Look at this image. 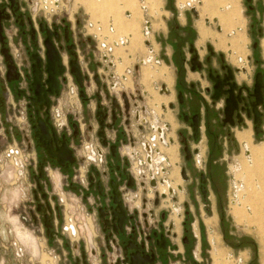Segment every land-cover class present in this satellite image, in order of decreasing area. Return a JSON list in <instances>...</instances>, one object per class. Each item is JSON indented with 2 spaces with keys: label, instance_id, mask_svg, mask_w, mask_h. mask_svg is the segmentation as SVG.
Here are the masks:
<instances>
[{
  "label": "rangeland",
  "instance_id": "rangeland-1",
  "mask_svg": "<svg viewBox=\"0 0 264 264\" xmlns=\"http://www.w3.org/2000/svg\"><path fill=\"white\" fill-rule=\"evenodd\" d=\"M104 1L105 0L82 1L85 10L79 9L75 16L76 21H80L81 25L76 24L77 26L75 30L69 33L61 31L63 37L62 41L66 46H70L72 43H77L80 46L83 61L85 63L91 58H95L96 60L95 43L92 41L90 44L87 41L84 34L85 32L82 28L85 20L91 19L92 21H100L104 26H107L108 23L112 21L119 34H129L131 32L127 31L123 25L129 23V19H132V22L135 21V17L127 18L125 14L126 10L132 12V17L136 10L141 13V19L139 21L141 31L139 43L136 45L132 36L133 43L130 50L133 51L134 49L142 48V50L145 51L144 36L142 35L143 22L144 19L152 17L151 19L154 23L156 42L162 43L161 51L163 54H165V52L170 54V59H167V55H165V57L166 63L170 62L169 65H171L172 70L176 71L178 67H185V65L190 68L194 67L195 65L192 64V60H200L199 55H197L195 51L191 52V48L187 46L191 37L187 34L186 36H183L180 27L175 30L176 21L172 13L175 12V4H180L179 2L176 3V0H161L160 2L158 0L157 3H155L154 0H149V5L147 6L149 8V13L145 15L138 0H132L135 6L134 10L126 7L124 3L125 0H110L108 4ZM182 1L185 2V0ZM215 1L216 6L214 10H205L202 14L203 17L200 20L205 27L206 32L210 35L220 36L217 33L219 30V23L214 22L213 17L218 16L216 14L219 12L218 9L220 6L223 8L228 3L229 6H233L232 10L238 15L237 19L244 20L243 26H245L246 22L248 23V33L250 39H252L250 49H253L254 45L255 47L257 46V48L253 50L255 51V59L258 60V63L254 62L251 55H249L251 57L249 73H252L253 84L251 83L249 91L245 89L241 90L240 88L235 90V96L238 100L239 106L235 109L233 105L234 113L231 118H228L226 114L229 95L224 92L225 90H228L229 87L226 86L224 91L216 94L214 89L215 83L211 80L210 74H218L206 70L205 76L202 77L205 84H207L206 82L209 83L208 89L204 90L199 86L197 91L202 94L207 103V138L202 140L199 131L194 132L188 128L184 129L182 127V119H180L181 127L178 131L174 132L177 139L181 138L180 133L185 132V137H189L188 133H191L190 136L192 139L189 143L190 146L192 149L198 148L201 153L205 155V163L203 170L201 171V169H197L194 159L191 160L189 164L191 167L187 165L183 150L184 145L181 144L180 141L174 145L178 148L179 161L177 166L179 169H181L180 167H185L189 175V180L187 182L180 180V182L178 181L175 185L177 187L178 184H182L184 187V191L178 196V200L183 202L182 204L186 212L185 224L180 231V234L183 237L182 241H180V246L183 245L182 250L184 252L182 254H184L187 259L186 264H193L192 258L186 256V254L190 253L193 255L195 251H198L196 254L200 261L199 264H217V261H220L222 264H264V153L262 155L259 153L257 154V151H255L256 149L253 148V144L264 145V101L261 103V101H259L254 95L256 78L259 74L256 72L260 69L264 71V0ZM258 6L260 7L257 11ZM166 8H169L171 12H165V10H167ZM240 9L243 11V16L241 15ZM206 14H209L211 17L206 20L207 24L204 22ZM230 17V12H228L223 19L226 25H231V23H229ZM20 18L22 19V17ZM219 22L222 24L221 21ZM238 26L241 25L237 24L229 26V28L223 25L224 41L237 44V46L232 47L233 51L238 52L236 55L227 53L224 56L229 62L232 61L234 63L233 66L235 67L239 66L237 63L239 56H248L246 44L249 43V38L245 35L244 37L246 40L243 41L241 36L238 40L234 37H226L228 33L232 35V32H234ZM22 35L25 37L27 36L26 39L25 37H22L23 39L29 40L31 43L33 42L32 44H34L35 47L31 52L36 54L38 52V44L33 36H30L29 33H27V35ZM154 44L156 49L159 50L155 41ZM164 47H166L167 50ZM207 50L209 53L210 51L208 47ZM62 55L64 57H69V61L73 60L75 62L77 60L76 55H73L72 52H68L66 47L62 50ZM171 61H173L174 65ZM95 67V64L91 65L92 69H95ZM164 67L167 66L163 65L160 69L158 66H154L153 68L149 64L144 67V71H150L151 73L149 74L153 75L155 72L160 73ZM195 67L197 68L198 66L196 65ZM85 68L86 67H84V70ZM82 73H84L83 70ZM232 73L234 76L232 82L237 83L234 70ZM181 75H183V73ZM220 75L221 77H224L225 73ZM170 76H172L171 72ZM245 76L246 74L242 75L239 79L242 80ZM62 78L65 77L63 76ZM158 78L160 77L154 75L153 77H150L149 75L146 80H143V82L144 84L149 85L152 80ZM87 82L89 84L83 82L84 85L87 84L88 87H90L93 84L96 88V92L98 89H103L101 85H97L93 81ZM75 84L78 85L76 81ZM179 89H181V87H179ZM194 90H196V88ZM150 91L154 97L155 95L160 97L155 90L153 91L151 89ZM66 93L68 95V91ZM261 94L264 96V87L261 89ZM75 98L78 100L76 96ZM154 103H156L155 98ZM177 103L178 101L176 100L174 105ZM83 106L84 104L82 103L80 115L83 117V123L84 121L86 122L84 131L83 133L77 134L75 138L73 137V134L70 135V138L73 139V146L76 150V161L74 165L76 166V169L74 174L76 176L86 174L92 190L91 193L101 196L103 201H105L106 195L109 197L112 196V193L110 191L104 193L99 191L98 181L100 180V177L96 175L95 171L87 167V163L84 159V155L86 154V144L100 142L99 131H96V128L98 129V122L94 119L92 121V126L94 127L91 129L88 111ZM180 107L182 110L186 111V108H194V105L189 101H184L180 104ZM47 110L48 109L43 111L42 114L45 116V121L49 118L48 125L51 130V126L53 127L52 112L51 108L48 112ZM63 112L67 117L71 116V114L68 113V109L63 108ZM171 112L169 111L166 115L170 116ZM187 125L189 126V123H187ZM175 128L176 126H172L173 130ZM208 130L210 133L214 132L215 135L213 137L210 136ZM245 131L250 132V141L247 142L251 148L252 155L250 158L245 156L241 145L246 139L242 141L240 135L243 132V134H245ZM36 133V130H32L30 126L27 127V134L32 142V150L30 152L31 157L27 168V181L25 187L20 182L16 181L13 166L10 162H6L5 166L2 168L0 166V264H79L76 256L72 254L69 239L61 234L60 228L63 224L65 212L62 206H60L56 216L59 221V232H55V230L49 232L48 229L44 227L47 221L43 217L44 214H47V203L45 202L47 200L44 201L43 198V194H46L44 193V190H39V181L41 180V183L44 181L45 183H49V185L56 184L59 188H61L65 182L60 176H58V165H54V162H51L52 160L50 161L51 163L47 162L43 165L38 164V166L35 167L36 159L38 160L39 157L45 158L46 156L45 150L39 145L40 143ZM194 134L197 135V141L193 140ZM216 134L218 135L217 142H215ZM22 142L23 137L21 136L20 146H22ZM214 142L218 146L217 149L215 147L212 148ZM5 146L6 144L0 136V154L9 147ZM239 155H241L240 158L242 159L243 167L238 171L236 181L238 180L239 182L242 180L243 185H238L236 192L232 180L233 178L235 179V177L230 173L229 168L231 167L233 170L235 169L237 164H234V161ZM109 160L111 167L116 164H121L120 159ZM49 165H51V168ZM44 169L49 170L44 173ZM201 173H204L205 175V185L207 186L208 191L205 192V194L200 189ZM40 174H43V177H40ZM75 175L72 179L74 184L77 183L75 181ZM123 179L126 181V175ZM235 194L239 195V203L232 205L230 200ZM47 195L51 197V195ZM52 195H60V198H63L68 204H71L70 202H72V200L78 199L73 196L70 197L68 193L62 191ZM87 197H89V195ZM78 200L84 203V200L88 199L84 198L82 201L79 198ZM54 202L56 203V206H59L58 199ZM37 204L42 205V211L37 216V223H34L30 218V210ZM174 219L181 220L177 215L174 216ZM98 223H101L99 218ZM198 229H200V234ZM185 238L187 239V243L184 242ZM119 241L122 244L124 243L123 235L120 236ZM143 242L147 246L145 239H143ZM148 245L150 249H154L157 252L158 264H173L177 263L180 259H178L180 254L173 255L171 253L172 257H170L167 252L157 246V242L155 241H150ZM218 254H221L220 257H217Z\"/></svg>",
  "mask_w": 264,
  "mask_h": 264
},
{
  "label": "built area",
  "instance_id": "built-area-1",
  "mask_svg": "<svg viewBox=\"0 0 264 264\" xmlns=\"http://www.w3.org/2000/svg\"><path fill=\"white\" fill-rule=\"evenodd\" d=\"M1 1L9 7L15 8L22 17V19L20 17L12 19L11 32L18 33L22 22L26 32L33 36L39 44V51L34 56L39 57L41 65L36 62L33 56L32 76L33 65L36 64L42 70L43 85H47V56L44 41L49 36L48 33H51V38L60 52L64 67V71L62 75L58 76V79L64 76L67 83L70 82L68 94L81 98V87L86 81H93L97 85H101L103 90L114 98L113 107L116 112L113 114H115V119L121 118L123 128L124 139L120 146L108 144L107 139L110 138V135L107 134L102 136V141L88 143L85 146L84 159L87 167L95 171L96 175L100 177L98 181L99 191L112 193V196H109L112 205L101 209L88 208L85 203L78 199L72 200L71 204H68L63 198H60V195L47 196L45 199L47 200V214L43 215L47 221L44 227L49 232L58 229L59 221L56 216L57 211L62 206L65 212L60 228L61 234L69 239L72 254L76 256L79 264H156V255L148 247L150 239L153 238L159 243L166 242L168 239H178V237L183 239L180 231L185 224L186 212L183 202L178 200V196L184 191V187L182 184H179L178 188L175 186L177 181L172 176L175 163L168 152L172 145L179 141L182 144V139H177L172 125L165 118L169 111L174 110L175 105L173 102L154 103L155 97L147 89L146 84L134 80L136 73L140 71L142 66L149 64L157 66L162 61L154 44L155 29L152 17L144 19L142 27L146 48L145 56L133 65L124 67L121 65L123 59L119 51H126L131 45L132 35L119 34L112 21L104 26L100 21L85 20L82 28L87 41L90 44L92 41L95 43L98 68L96 74L90 72L84 74L82 70L86 67V63L83 61L79 45L72 43L70 46H66L62 41L61 31L71 32L75 30L77 25H81L80 21H76L75 16L79 9L85 10L82 1L89 0ZM138 1L144 15L148 14L149 0ZM202 5V0H185L179 5L177 3L178 9L188 11L194 18L200 17ZM125 14L127 18H132L130 10H126ZM213 21L219 23L218 19H213ZM218 29L221 30L220 24ZM64 47L67 48L68 52L76 55L77 60L75 62L81 72V82H78L73 72L69 57L62 55ZM12 50V56L16 61L12 73L16 74L21 71L25 60L24 46L18 44L13 46ZM209 50L211 51V48ZM237 63L239 66L236 67V72L249 74L251 65L249 55L239 57ZM75 81L78 85L75 84ZM155 92L161 96H166L169 89L163 83L155 87ZM59 93L60 90L57 94ZM39 104L41 105L40 111L43 113L48 105L44 102ZM26 108L27 105L20 110V120L17 121L22 131V146L19 144L9 146L0 154L1 168L5 166L6 162H10L16 181L24 187L26 186L27 168L32 150V142L27 134L28 126L24 115ZM68 111L73 122V135L83 133L86 122L83 123L81 112ZM51 112L55 129L63 130L68 121L63 108L57 105L51 107ZM44 118L45 116L42 114V119L45 120ZM108 150L113 158H116L117 155L120 156L121 164L116 165L115 169L108 167L106 159ZM190 152L193 154L197 169L202 171L205 155L198 148H191ZM244 154L247 158L251 156L245 145ZM180 168L183 180L187 182L189 180V177L186 176L187 170L183 167ZM112 173L118 178H124L126 175L127 179L126 181L123 179L119 184L117 179L111 178ZM106 178L108 182L105 181ZM75 179L81 185L88 182L86 174H80ZM232 180L235 181L234 178ZM162 186H167V192L161 190ZM237 188L235 187L236 192ZM56 199L59 200V206H56L54 202ZM230 203L232 205L238 204L239 195L235 194ZM41 207L42 205L37 204L30 210V218L34 223L38 221L37 216L42 211ZM121 213L123 219L120 223ZM175 215L181 218L179 228L174 219ZM121 235L124 236L123 244L119 241ZM143 239L146 240L147 246ZM138 253L140 260H133L132 258H135V254ZM191 258L193 264L200 263L195 254L191 255ZM186 261L185 258L177 264H186Z\"/></svg>",
  "mask_w": 264,
  "mask_h": 264
},
{
  "label": "crops",
  "instance_id": "crops-1",
  "mask_svg": "<svg viewBox=\"0 0 264 264\" xmlns=\"http://www.w3.org/2000/svg\"><path fill=\"white\" fill-rule=\"evenodd\" d=\"M109 1L110 0H105L104 2L108 4ZM154 1L155 3H157L158 0H154ZM160 1L161 0H159V2ZM202 1H203V5H202V8L200 9V17L198 18H194L186 10L178 9L177 4H175V12L172 13L176 21L175 30L180 27V30L183 36H186L187 34L191 37V40H189V42L187 43V46L191 48V52L195 51L197 55H199L200 60L198 62L199 64H201V67H197V68L195 67V69H192L193 67L190 68L189 66L185 65V67L182 66V67H178L177 69L175 68L176 71L172 70L171 65H169L170 62L166 63V57H165V55H167L168 56L167 59H170L169 58L170 54L168 52L167 53L165 52V54H163V52L161 51L162 43L156 42V36H155V43L159 47L158 51L162 58V61L157 66L160 69L163 65L167 67H164V69L160 73L155 72L153 75L159 76L160 78L152 80L149 83V85H146V87L149 90L151 89L155 90L156 86L163 84V83L166 84L169 89L168 95L166 96L160 95L161 98H166V99L158 98L157 101L159 102L167 101V102H173V103H175L176 100L178 101V103L175 105L174 110H172L170 116L165 115L166 120L172 126H176V128L173 131L174 132L178 131L179 128L181 127L180 119H182V122H183L182 127L184 129L185 128L190 129V125L189 126L187 125V122L183 116L184 115L185 116L186 115L196 116L198 118V124L196 127V131H199L201 135L200 137L202 138V140L203 139L205 140L207 138V129H206L207 128L206 126L207 103L205 102L202 94L197 91V88H199V86L204 90L208 89L209 83L206 82L207 84H205V81L203 80V77H202V76H205V71L210 70V71L216 72L217 74L225 73L226 75L229 72L228 71L229 69H233L234 74L237 79V85L239 86L238 88H240L241 90L245 89L249 91L252 80H253L252 73L247 74L245 78L243 79L241 78L242 80H240L239 78L244 74L236 72V67L233 66L234 63L232 61L229 62L227 58L224 57L225 54L227 53H232L233 55H236L238 52L232 50V47L237 46V44H234V42L224 41L225 37L223 35L224 34L223 25L229 28V26L240 24L241 26H238L237 29L232 33V35L228 33L226 37L228 38L234 37L238 40L240 39V36H241V39L243 41V40H246L244 35L247 36L249 38V43L246 44L248 55H251L252 59L256 63H258V60L255 59L256 57H255V51H254L257 48V46L255 47L254 45V48H253L254 50L250 49V44L252 43L251 42L252 39H250L249 37L248 23L246 22L245 26H243L244 20L237 19L238 15L236 13L234 15V19H232L231 25H226L223 20L226 14L230 10H232L233 6H229L227 3L226 5L228 6L225 5L223 8L222 6L219 7L218 9L219 12L216 14L218 16L213 17V18L218 19V21H221L223 25L219 22L221 26V30H218L217 33L220 36H215V35H210L209 33L206 32L205 27L200 22V20L203 17L202 14L205 10L206 11L208 10L210 11V9L214 10L216 6V1L215 0H202ZM177 2H179L180 4L184 3L182 0H176V3ZM124 3L127 8L131 10L135 9V6L132 0H125ZM237 6L240 8L238 4ZM260 6L257 7V11L259 10ZM166 9L167 10H165V12L167 13L171 12L169 8H166ZM205 13H208V12H205ZM241 15L243 16L242 10H241ZM20 16L21 14L15 8H9L8 5L4 4L0 0V47H1V50H0V136L2 137L4 143L6 144L5 147L13 145V144L21 143L22 131L17 121L20 120L19 113H20V110L23 109L24 106L27 105V108L25 109V114H24L26 124L27 126H30L32 130H35V126L37 125L38 121L42 118V112L40 111L41 105L35 99L36 96H35V92L33 88V76H32L31 66L33 64V56L35 54H33L31 50L35 46L34 44H32L33 42L31 43V41L25 40L27 36L25 37L22 35V34L27 35V32L25 31V27L22 24L20 26V32L18 33L11 32L12 31L11 30L12 29V19L15 17H20ZM134 17H135V21L132 22V19H129V23L124 24L123 27L124 28L127 27L126 29L127 31H130V32L132 31L129 34L133 36V39H134L133 41L137 45L139 43V38L141 35L140 24H139V21L141 19L140 11L136 10L132 18ZM208 18H211V17L209 16V14H206L204 18L205 24H207L206 20H208ZM22 37H25V39H23ZM18 44H23L24 46V59L25 60L23 62L21 71L19 73L13 74L12 70L16 66L15 65L16 61L14 60L12 56V53H13L12 47ZM131 45L126 49V51L125 50L119 51V54L123 59L122 64H121L123 67L130 65V64L133 65L140 58L145 56V52L142 50V48H137V49H134L133 51L130 50ZM240 45H241V42H240ZM207 47L208 49L211 48V51L209 50L210 54L208 53ZM39 48L40 47L38 44V51H39ZM164 48L167 50L166 47ZM171 62L174 65L173 61ZM93 64L96 65L95 69L91 68V65ZM144 67L145 66H142L140 71L136 73L135 75L136 77L134 78L136 82L144 83L143 80H146V78L149 75L150 77H153L152 74H149L151 73L150 71H147V70L144 71ZM152 67L154 68V66ZM97 68H98L97 62L95 58H91L86 63V68L85 70L83 69V72L84 74L86 71L93 72L94 74H96ZM169 71L171 72L172 76H170ZM182 73L183 75H181ZM256 73L257 74L259 73L262 75V80L264 83V71L260 69ZM85 83H88V82L86 81ZM69 84L70 82L67 83L66 78H59L60 93L59 94L57 93L51 94L49 92L47 93V96L51 103L48 105L47 112L49 111L51 107H55L58 105L59 107L71 110L74 113H78L80 112L82 108V103H83L84 104L83 107H85V109L88 111L91 129L94 127L92 126L93 125L92 121L95 119L98 122V129L96 128V131L97 130L99 131V135H100L99 140L102 141L103 140L102 136L107 134V135H110V138L107 139L108 144L120 146L121 142L124 139V135H123L121 118L118 117L115 119L114 117L115 114H113L114 112H116L115 108L113 107L114 98L108 92H105L103 89L102 90L98 89L96 92V88L94 87L93 84L90 87H88V85L85 84L83 87H81V92H80L81 98L77 97L78 100H76L75 96H70L69 94L67 95L66 93L68 91ZM179 87H181V89H179ZM45 88L48 89L49 86L46 85ZM195 88L196 90H194ZM184 101L191 102L194 105V108H186L185 109L186 111L182 110L180 107V104H182ZM48 120L46 122L49 124ZM72 124L73 122L69 116L67 125L63 130L61 131L56 130L53 124V127L51 126V131H50L52 139L53 141L56 142V145L57 143H59L60 145L68 147L70 155H71L70 158H67V160L63 163H59L51 155H48L45 148H43L46 154L45 158L39 157L38 160L36 159L35 167H37L38 164L43 165L47 162L49 163L54 162L53 163L54 165L55 164L58 165L57 174L65 182L63 186L59 188L56 184L49 185V183H45L44 181H42L43 183L42 184L40 180L39 190H42V191L44 190V193H46V194H43L44 201L46 197L48 196L47 194L52 195V194L60 193V191H62L64 193H68L70 197L73 196L78 199L80 198L82 201L84 198H87L88 200H84V203L86 204L88 208L101 209V208L110 206L112 205V203L109 197H107V195H106V200L103 201L101 196L94 195L93 193H91L92 190H91L89 181L85 185H81L77 183L74 184L72 180L75 175L74 173L76 169L75 168L76 166H74L75 161H76L75 160L76 150L73 146V139L70 138V135L73 134ZM243 133L241 135H246L247 138L245 142L241 144L242 149L244 150V145H245L251 154V150H250L251 148L247 144V142L250 141V132H247V133L245 132V134ZM73 137L75 138L76 135H73ZM253 148L256 149L255 151H257V154L259 153L262 155L264 153V145L261 146V145L253 144ZM241 155H239L234 161V164H237L235 169L233 170V168L231 167L229 168L230 173L234 175L235 177V181H234L235 183H233L234 188L238 187V185L239 186L243 185L242 180H240L239 182L238 180L236 181L237 173L243 167L242 159L240 158ZM106 159H107L108 167H110V169H115L116 165H120V164H116L115 166L111 167V163L109 159H112V160L120 159V156L117 155L116 158H113V156L109 153V150H108ZM173 161L178 163L179 158L174 157ZM49 166L51 168V165ZM48 170L49 169H44V173H46V171ZM40 177H43V174H40ZM111 178L117 179L119 184L120 182L123 181V177L118 178L114 175V173L111 174ZM105 181L108 182V179L106 178ZM88 195L89 197H87ZM58 229H56L55 232H59ZM198 230L200 234V229ZM180 241H182V239L181 240L168 239L166 246L165 247L162 246L163 251L167 252L170 257H172V254L173 255L180 254V256H178V259L179 258L180 259L179 260L177 259L178 260L177 263L185 259L184 254H182L184 252L182 250L183 245L180 246ZM197 252L196 251L194 252L196 256H197L196 254ZM191 255L192 254L190 253L186 254V256L188 257L189 256L191 257ZM177 263H173V264H177Z\"/></svg>",
  "mask_w": 264,
  "mask_h": 264
},
{
  "label": "water",
  "instance_id": "water-1",
  "mask_svg": "<svg viewBox=\"0 0 264 264\" xmlns=\"http://www.w3.org/2000/svg\"><path fill=\"white\" fill-rule=\"evenodd\" d=\"M48 37L46 38V40L44 41V46L46 48V56H47V73H48V80H47V85L49 86L48 89L45 88V86L42 84L41 80L37 81V82H33V88H34V92H35V96H36V100L38 101V103L43 102L41 99V96L43 94H46L49 92L51 94L53 93H58L59 92V79L58 76L62 75L63 71H64V67L62 65L61 62V55L60 52L57 48V46L55 45L54 41L51 38V33H48ZM34 58L36 59V62L41 65V61L39 59L38 56H34ZM192 64L193 65H197L198 67H201V64H199V62L196 59L192 60ZM71 65L73 67V72L78 80V82H81L82 80V76H81V72L80 69L78 67V65L74 62L71 61ZM195 66L193 67V69H195ZM36 67L39 69L40 72V76L42 75V70L36 66V64L33 65V70L36 69ZM229 72L224 75V77H221V75H214V74H210V78L211 80L215 83L214 85V89L216 94L220 93L221 91H224V88L226 86L229 87L228 90H225V94L229 95V99H228V104L232 103L234 105V108L237 109L239 104H238V100L236 99L235 96V90L239 89L237 86V83L235 82H231L234 79L232 70H228ZM262 75L258 74L257 78H256V84H255V93L257 94V99L259 101H263L262 96H261V89L263 87V81L261 80ZM42 79V76H41ZM46 105L50 104V100L45 103ZM193 122H194V127L196 130L198 121H197V117L193 118ZM35 130L40 131L42 135L44 136H49L50 135V129H49V125L48 123L43 120L42 118L38 121L37 125L35 126ZM122 215V217H121ZM123 219V214H120V223L122 222ZM140 256V254H135V258H132L133 260H137V258Z\"/></svg>",
  "mask_w": 264,
  "mask_h": 264
},
{
  "label": "flooded vegetation",
  "instance_id": "flooded-vegetation-1",
  "mask_svg": "<svg viewBox=\"0 0 264 264\" xmlns=\"http://www.w3.org/2000/svg\"><path fill=\"white\" fill-rule=\"evenodd\" d=\"M182 4V3H181ZM232 82V81H231ZM264 87V86H263ZM254 95H255V97H257V94L254 92ZM261 96H262V99H263V101H264V96L261 94ZM158 98H161V97H156L155 96V99H156V103L158 102V104H160L161 102H159V101H157L158 100ZM161 99H166V98H161ZM168 100V99H167ZM263 101L261 102V103H263ZM167 102V101H166ZM233 113H234V109L232 108V107H228L227 109H226V114H227V116H228V118H231L232 116H233ZM184 118H185V120H186V122L187 123H189V125H190V129L192 130V131H194V132H197V131H195V129H194V122H193V118H195L196 116H188V115H184L183 116ZM197 121H198V118H197ZM245 132H249V131H245ZM189 135V137H185V135H186V133L185 132H183V133H181V138H182V144L184 145V156H185V160H186V162H187V165L188 166H190L189 164H190V162H191V160H193V154L190 152L191 151V146H190V141H191V133H188ZM217 135V134H216ZM193 140H196L197 141V135H195L194 134V136H193ZM218 141V135L216 136V139H215V142H217ZM214 142V143H215ZM212 144V148H218V146H217V144L215 143V144ZM168 152L171 154V158L173 157V159H174V157H178V148H177V146H174V145H172L169 149H168ZM55 157H57L56 159V161H58V162H60V163H63V162H65V160L67 159V158H69L70 156H69V154L67 153V152H62V151H59V152H57V151H55L54 153H52ZM179 158V157H178ZM172 159V160H173ZM174 162V161H173ZM175 163V167H174V172H173V177H175L176 178V183H178V181L180 182V180H183V176H182V174H181V171H180V169H179V167L177 166V163L176 162H174ZM191 167V166H190ZM185 168V167H184ZM185 170H187L186 168H185ZM186 176H188L189 177V175H188V172L186 173ZM201 186H200V189H201V191L205 194V192H208L207 191V186L205 185L206 183H205V175H204V173H201ZM178 186H179V184H178ZM178 186L176 187V188H178ZM164 187V188H163ZM161 190L163 191V190H165L166 192H167V186H162L161 187ZM180 219H175V222H176V225H177V227H179V224H180ZM150 241H155V242H157V246H159V247H161V248H163V247H165L166 246V243H167V240H166V242H161V243H159L157 240H154L153 238H151L150 239ZM149 241V242H150ZM184 242L185 243H187V239L185 238L184 239ZM163 246V247H162ZM155 255H156V260H155V263H157V259H158V256H157V254H156V252H155V250L154 249H150Z\"/></svg>",
  "mask_w": 264,
  "mask_h": 264
},
{
  "label": "bare ground",
  "instance_id": "bare-ground-1",
  "mask_svg": "<svg viewBox=\"0 0 264 264\" xmlns=\"http://www.w3.org/2000/svg\"><path fill=\"white\" fill-rule=\"evenodd\" d=\"M230 12V16L232 17H230V20H229V23H231L232 22V19H234V15H235V12H234V10H230L229 11ZM125 29H127V27H125ZM129 30V29H128ZM132 32V31H131ZM39 80H41V82H42V79H41V76H40V72H39V69L36 67V69L35 70H33V82H37V81H39ZM42 84H43V82H42ZM45 85V84H44ZM41 99H42V101L44 102V103H47L48 101H49V98H48V96L46 95V94H43L42 96H41ZM228 107H232L233 108V104L232 103H230V104H228L227 106H226V109L228 108ZM234 109V108H233ZM49 129H50V127H49ZM51 131V130H50ZM37 135V138H38V141H39V145L42 147V148H45V150H46V152L48 153V155H51L55 160H57L56 158L57 157H55L52 153H54L55 151H57V152H59V151H62V152H67L68 154H69V156H71L70 155V152H69V149H68V147L67 146H63V145H60L59 143H57V145H56V142L55 141H53V139H52V136H51V133H50V135L49 136H44V135H42L41 134V132L40 131H37V133H36ZM240 138H241V140L242 141H244L247 137L245 136V135H240ZM70 158V157H69ZM67 160V159H66ZM65 160V161H66ZM60 163V162H59ZM121 217H122V215H121ZM220 255L221 254H218V256L217 257H220ZM137 260L139 261L140 259H138L137 258ZM217 264H222L220 261H217Z\"/></svg>",
  "mask_w": 264,
  "mask_h": 264
},
{
  "label": "trees",
  "instance_id": "trees-1",
  "mask_svg": "<svg viewBox=\"0 0 264 264\" xmlns=\"http://www.w3.org/2000/svg\"><path fill=\"white\" fill-rule=\"evenodd\" d=\"M209 128V127H208ZM208 132H209V130H208ZM210 133V132H209ZM212 134V135H211ZM215 135V133L214 132H212V133H210V136H214Z\"/></svg>",
  "mask_w": 264,
  "mask_h": 264
}]
</instances>
